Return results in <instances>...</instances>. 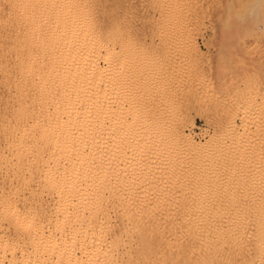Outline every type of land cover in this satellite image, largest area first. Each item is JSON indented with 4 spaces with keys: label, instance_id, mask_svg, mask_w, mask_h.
<instances>
[{
    "label": "bare ground",
    "instance_id": "bare-ground-1",
    "mask_svg": "<svg viewBox=\"0 0 264 264\" xmlns=\"http://www.w3.org/2000/svg\"><path fill=\"white\" fill-rule=\"evenodd\" d=\"M94 1L0 0V264H111L114 258H112L109 250L117 244V241L107 242V234L111 229L108 230L109 228H107L109 222L107 221L108 217H104L106 213L104 214L99 210L101 201H103L102 192L109 190V193H112L111 200H115V205L121 204L122 210L121 212L119 211L121 218L137 220V217L140 218L142 213L135 210L137 202H139L136 197L139 195L137 196L136 194L135 196V189L132 191L134 186L144 185L146 181V184L149 183L151 190H157L155 195L157 196L158 193L159 201L160 199L165 200V192L160 189V185L166 177L168 179V175L170 177V174H172L157 172L160 169L158 167L161 166L163 170L160 171L163 172L166 166L162 163L160 164L158 160L157 162L160 165L154 167L157 168V171L154 172L156 169L152 171L149 168V163H152V161L147 159V156V163V160L144 159L146 156L142 157L140 150L142 146L144 148L149 146V149H153V151L161 149L163 152L168 149L176 148L175 150L180 151V149L186 148L192 152L191 157L195 160V163L196 161H204V164H201L202 167L203 165L207 167L211 165L214 168L224 154V156H227L235 153L237 157L243 158L242 154L244 151H241L240 148L237 149L240 145L234 147L235 144L232 143L233 149H231V146L230 149L224 148V145L221 148L220 143L222 141L220 142L219 140V148L217 147L219 144L214 145L218 139L214 140L215 143L212 142L214 146L212 149L213 154L205 158L203 156L204 148L194 145L191 139L182 134L180 127L167 128V122L164 124V121L163 123L158 120L160 118L155 114L157 111L156 107H149L150 104H154L153 102L145 108L144 105L143 110H140L142 108L137 109L135 111L136 115L133 113L134 116L132 117L135 118L136 122L134 119H132L135 122L134 125L128 122L131 125L128 126L129 132L127 131L128 128H126L127 133H124V127H126L124 125L122 127V129L124 128L123 133L119 132L121 130L115 131L114 128L111 133L109 132L110 136L105 134L108 138L111 137L113 139L111 140L115 146H118L117 149L115 147L107 148V137L104 136L106 137L104 138L102 135L104 132L106 133L108 128V130H112L113 126L110 128L111 126L109 125L110 127L106 128L105 118L107 119L106 111L108 108L106 109L105 107L103 97L101 98L99 93L98 96L101 99L97 97L94 94L96 91L93 93V90L96 88L95 84H97V81L102 82V80H105L104 78L108 80V75L105 77L106 69L108 68L109 70L115 59L111 63V59L114 57L111 58L110 56L113 55L114 51L109 46L108 39L110 37L107 36L109 32L107 33V27L105 28L108 21L105 22V19H103L104 21L101 20L105 17L100 19L104 24L98 21L99 15L96 14L98 10L97 0L96 3ZM94 9H97L95 13H93ZM261 13L262 10L260 8H255L251 10L249 18L252 24H257V30L264 32V21ZM104 16L106 15L104 14ZM97 21L101 23L100 27L98 26L100 24L95 25ZM102 25H105L104 28ZM135 46L137 47V45ZM258 66L264 69V60L259 61ZM241 106L242 110L239 109L241 111L239 117L246 119L247 124L249 120H252L253 115L252 112L250 113L251 109L248 104L244 103ZM117 116L119 117V115ZM234 116L233 118L238 117ZM233 121L231 124L229 123L230 126L227 129L231 131L226 135L230 143L240 135V133L239 135L237 134L239 125ZM179 139L184 141H179ZM238 139L245 143L249 140L245 136H239ZM238 139H235V141L237 142ZM131 140H134L136 144V146L134 145L135 148L133 147V160V157H128L129 159L126 157V146H129L127 144L132 142ZM222 140H225V137ZM101 141L105 144L104 147L103 143L100 144ZM237 143L243 144V142ZM108 153L111 155H108ZM187 154L190 155L189 152ZM109 156L111 157L110 159H108ZM224 156L223 158H225ZM140 159L144 160L141 161ZM216 161L217 164L215 163ZM119 162L124 163L127 169L123 167L124 164H122V167L121 165L119 166ZM201 166L199 169H202ZM109 167H112L111 170ZM205 169L207 168L205 167ZM107 170L112 172L108 173ZM192 173L195 172L193 171ZM200 173L202 175V172ZM197 178L194 177V180H197ZM248 179L250 178L248 177ZM113 180L115 182L112 184ZM198 180L193 183L194 185L196 183V187L200 184L199 182H202H198ZM193 186L191 187L193 188ZM226 186L228 187V184ZM125 189L133 194L126 190L129 195L124 198L121 193L123 192L124 194ZM200 189L198 190L200 191ZM194 190L193 192H195ZM221 190L223 189L221 188ZM199 191L198 194L200 193ZM195 196L196 194L194 199L192 198L193 204L191 203L193 211L190 210L189 212L188 209L191 206L188 207L186 204L183 205L184 207L186 205L187 211H184L183 207H181L184 212L182 211L179 214V218L181 225L184 224L183 227L180 226V230L174 229L175 227L170 229L172 232L170 240L173 246L182 249L179 250L180 252L178 251V254L171 253L170 257L173 259L178 257L176 261L180 263L192 262V259L195 262L200 261L202 257L200 250L203 251L204 248L212 250V252H207L215 254L219 249L221 251L223 246L226 247V244L237 246L243 240L241 232L228 227L226 229L220 228L222 221L220 222L217 219L221 218L220 216L219 218L217 217L218 214L213 216V211L210 207L211 203L216 204L217 197L213 200L208 199V195L206 198L203 192L199 196ZM238 199L236 198V201ZM156 200L158 202V199ZM161 202L157 204L161 206ZM249 202L252 203L251 200ZM260 202L261 204H258L260 210L257 211L252 220L253 226L250 225L252 228L248 226V230L251 231L249 232L251 238H248L252 239L251 245L249 244L250 242H247L249 245L246 243L248 250L245 252L243 247L245 242L242 241L244 243L243 246L241 245L244 249H241L243 254L239 251L241 255L247 257L246 262L248 264H264V199ZM142 207H140L141 210L144 209ZM100 211L104 214L102 218H105L104 221L100 218ZM146 215L144 218H147L146 222L144 221L146 224L159 222V219H150L148 213ZM212 217H217V221L215 222ZM251 217L253 218V216ZM133 220L130 222L132 227ZM166 221L168 222V220ZM199 221L203 224L202 227L201 223L199 224L200 227H196ZM214 223L221 224H218L219 228H217V225L213 226ZM137 224L135 223V225ZM132 227L126 232L130 231L133 235L142 236L141 226ZM150 228L147 227L146 229ZM162 243L163 241L157 236L153 239V244H156L157 247H160ZM139 245H145L150 248L152 239L140 242ZM153 251L155 252V250H150L149 252L153 253ZM203 256H205L204 253Z\"/></svg>",
    "mask_w": 264,
    "mask_h": 264
},
{
    "label": "rangeland",
    "instance_id": "rangeland-1",
    "mask_svg": "<svg viewBox=\"0 0 264 264\" xmlns=\"http://www.w3.org/2000/svg\"><path fill=\"white\" fill-rule=\"evenodd\" d=\"M93 1L94 0H92V2ZM94 3H96V0L94 1ZM94 3L93 6L95 7ZM96 4L98 10L96 9V11L94 9L93 13H95L96 11V14L99 15L98 18V16L95 14L98 18V21L102 23L104 21L103 19H105V22H110H107L108 26L107 24L106 26H104L105 28L107 27L106 32L110 33L107 34V36L110 37L108 39L110 44H108L111 50L114 51L112 54H115V56L110 54L112 55L110 56L111 58L114 57L112 58L113 60L111 59V63H113L114 59L115 61L113 64H111L112 66L109 68V70L111 69L110 71L108 70V68L106 69L107 73L105 77H107L108 75V80L107 78H104L105 80L101 79L103 83L101 81H97V84H95L96 88H94L93 90V93L96 91V93L94 94H96L97 97H99L98 93L101 98L103 97L102 99H104L105 107L106 109L108 108V110L106 111L107 119L105 118L107 126L106 128H108L109 125L111 126H109L110 128H112L113 126L112 130H108V128L106 130V133L104 132L102 135L103 137H107L106 143L109 146H107V148H118V146H115L114 142H112L113 139L111 137L108 138L111 131H113L115 128V131L121 130L119 132L123 133V129L125 128L124 133H127V131L129 132L128 126H131L130 124L132 123L134 125L136 122L135 118L132 117L134 116L133 113L135 114V111L137 109L139 110L140 108H142L140 110H143L144 105L145 108L147 105L153 102L154 104H150L149 107H156L155 109H157V111L155 112V114L156 116H158V118H160L158 120L160 122L164 121V124H166L167 122V128L180 127L179 129H181L182 134L185 137L191 139L194 145L196 144V146L198 145L202 149L204 148L203 156H205V158H207V156L210 157L213 154L212 149L214 146L212 142H214V140L216 139L218 140L215 141L217 143L214 145H218L220 140V142L222 141L220 143L221 148L224 145V148L230 149L231 146V149H233L234 147L240 145V147H237V149L240 148L241 151H244V155L242 154L243 158L237 157V154L235 153V155L233 153L231 155L228 154L227 156H224L225 154L222 155L220 161L218 162V165H216L217 161L215 162L216 164L214 163V165H216L214 169L211 165L208 166L209 168L205 165H203L202 167L201 164H204V161H196L195 163V160H193V158L191 157L192 152H190L186 148L180 149V151L175 150L176 148L168 149L163 152V150L161 149H158V151H153V149H149V146L148 148H144V146H142L140 148L142 157L144 158L146 156L144 158L145 160L150 159L152 161V163H149V168L152 171L156 169L154 170V172H156L157 168L154 167H158V165L162 163L166 165L165 170L163 172L160 171L163 170V168L160 166L158 167V169H160L157 172H160L161 174L164 172H168L167 174H172H170V177L168 175V179L166 177L167 180L164 179L162 181L163 184L161 182L160 185V189H163V191L165 192V200L160 199L159 201L158 193V197L155 195L157 190H151V187H149L148 185L149 183L146 184V181L144 183V185L146 186H144L143 184L141 186L138 185L139 187L134 186L132 191H134L135 189V196L136 194L137 196L139 195L138 197H136V199L139 201L137 202V208L139 205H141L139 206V208L142 206L144 207V209L142 207L144 211L141 210V208L135 209L138 210L137 212L142 213V216H140V218L137 217V220L131 219L133 220V227L141 226L140 228L142 229V236L140 237L133 235L132 233H130V231L126 232V230L131 229L132 223L130 222L132 221L130 219L125 220L124 218H121V204L118 203L115 205V200H111L112 193H109V190H105L102 192L103 201H101V208L99 210H101L104 214L106 213L104 217L107 216V221L109 222H107L109 225V227L107 225V228H109L108 230L111 229V231L107 234V242L117 241V244L111 247V249L109 250L111 251L112 258H114L112 259L111 264L247 263V257H244L245 255H241L240 252H242L243 254L244 249L245 252L248 250L246 245L249 242V244L251 245L252 239H248L251 238L249 236V232L251 231L248 230V226L252 228V220L254 219V215L257 213V211L260 210V201L264 199V69L258 66L259 61L264 60V32L257 30V24H252L251 19L249 18V14L251 10L260 8L262 10V20L264 21V0H170L169 2L168 0H165V2H163V0H97ZM104 14L107 16V18L106 16H104ZM111 15L114 17H112ZM100 19L103 21H100ZM98 21L95 22V25L97 26V24H100L98 25L100 27L101 23H99ZM104 26L102 25L103 28ZM135 45H137V47ZM142 65H145V67H143ZM148 68L152 69L149 70ZM99 83H101L102 85ZM112 101L114 102L112 103ZM240 103L248 104L250 109L252 110H250V113L252 112L253 115V118L251 120L252 122L249 120L247 123L248 125L246 124V119H241L239 117V114H241V111L239 109L242 110V106L240 107ZM117 115H119V117ZM233 116L238 117L233 118ZM132 119H134L135 122L134 120L132 121ZM232 121L238 124L240 127H238L237 134L239 135L240 133L239 136H245L246 138H249L246 143L244 141H240L237 134L236 135L238 136V138H234V141H232L231 143L230 140L226 138V135H228L231 131L227 128L230 126ZM124 125L126 127H124ZM122 127L124 128L122 129ZM126 128H128V130ZM105 134L109 135L107 136ZM224 137L225 140H222L224 139ZM180 139L179 141H184L183 139ZM235 139H238L237 142H243V144H238ZM104 140L103 142H105ZM131 141L132 142L129 141L130 143L127 144L129 146H126L127 158H132L134 156L133 147L134 145L136 146V144L134 140ZM103 142L101 141L100 144ZM232 143L235 144L234 147L232 146ZM220 144L217 147L220 148ZM104 146L105 144L103 143V147ZM158 147L161 148L160 146ZM188 152L190 155L187 154ZM109 154L110 153H108V155ZM223 156L225 158H223ZM110 158L111 157L109 156L108 159ZM133 159L134 157L132 158V160ZM144 159L140 160L143 161ZM157 160L160 162V164L157 162ZM122 164L124 163L119 162V166L121 165L122 167ZM200 166L202 169H199ZM210 166L212 167V169ZM123 167H125V164L123 165ZM126 167L125 169H127ZM205 167L207 169H205ZM193 171L198 174L196 175L195 173H192ZM111 172L112 171L108 173ZM200 172H202V175ZM216 173L219 175H217ZM196 176H199L201 178L198 180L199 177L197 178ZM194 177L197 178L198 182L202 181L203 183L199 182L200 184L196 187V183L195 185L193 184L197 181L196 179L194 180ZM248 177L250 179H248ZM243 178L245 179V181ZM215 179L217 180L215 181ZM114 182L115 180H113L112 184ZM227 184L228 187L226 186ZM147 186L149 187V189ZM191 186H193V188ZM199 186L200 188L202 187V190L199 188ZM221 188L223 190H221ZM194 189H200V191H198L200 193L203 192L204 195H206V198L208 195V199L213 200L216 199V197L218 198L216 204L211 203L210 207L213 211V216H217L218 214L217 217L219 218L220 216L221 219L212 217L213 220L215 219V222L217 220H220V222L222 221V224H220L223 227L221 226L220 228L226 229L228 227L233 228L235 231L241 232L243 240H241L240 244H238L237 246L226 244L228 247L223 246V248H221V251L219 249L218 252H220H215V254L209 253L212 252V250L204 248L203 251L200 250V255L202 256L200 261L195 262L194 259H192V262L190 261L191 263H180L176 261L178 257H175V259L170 257L171 253L178 254L180 252L179 250L181 249L173 246V243L170 240L172 234L170 229L175 227L174 229L180 230V226L183 227L184 224L182 223L183 225H181L179 214L183 210L187 211L188 208L186 207V205L188 207L191 206V208L189 207L188 209L189 212L190 210L193 211L192 200L194 199V195L196 194V196H199L200 194H198V191ZM126 190L127 189H125L124 194L123 192L121 193L124 198H126L129 193L133 194L131 191L127 190L129 192L128 193ZM193 190L195 192H193ZM223 195L224 197H222ZM236 198H239V201H236ZM156 199H158L159 203L162 201L161 206L160 204H157L158 202ZM257 199L260 201L258 202ZM250 200L252 203L249 202ZM218 201H220L221 203H218ZM230 201H233L234 203ZM153 203H155L154 206H152ZM183 204H186L185 207ZM181 207H183V210L181 209ZM179 209L181 210L179 211ZM101 211L99 214H101L100 218L102 219L104 214ZM159 211L162 215L159 214ZM165 211L167 212L165 213ZM244 211L246 212V214ZM145 212L149 214L148 216L150 219H159V222H153L156 224H146L145 222L147 218H144L147 215ZM165 216L168 218H166ZM251 216H253V218ZM104 219L102 220L104 221ZM166 220H168V222ZM140 221L143 223H141ZM135 223L138 224L135 225ZM200 223L201 222L199 221L197 226L196 224L195 226L200 227ZM218 224L219 223H214L213 226H218ZM200 225L201 227L203 226L202 223ZM147 227L151 228L146 229ZM217 228H219V226ZM244 234L245 236H243ZM156 236L163 241L160 247H157L156 244H153V239ZM114 237L117 239H115ZM148 239H152V246L150 248L145 245H139L140 242H146ZM242 241L245 242V245ZM241 245H244V249ZM150 250H155V252H149ZM203 253L205 256H203Z\"/></svg>",
    "mask_w": 264,
    "mask_h": 264
}]
</instances>
